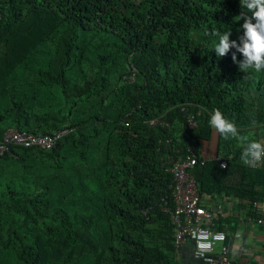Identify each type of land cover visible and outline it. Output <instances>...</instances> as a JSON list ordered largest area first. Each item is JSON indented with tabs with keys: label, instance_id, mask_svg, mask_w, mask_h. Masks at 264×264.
<instances>
[{
	"label": "trees",
	"instance_id": "1",
	"mask_svg": "<svg viewBox=\"0 0 264 264\" xmlns=\"http://www.w3.org/2000/svg\"><path fill=\"white\" fill-rule=\"evenodd\" d=\"M242 13L240 0H0V142L65 131L49 150L0 155V264H182L163 162L191 154L213 229L256 224L264 168L241 153L264 140V69L214 49L217 31L242 46ZM216 109L247 141L210 126ZM215 131V156H202Z\"/></svg>",
	"mask_w": 264,
	"mask_h": 264
},
{
	"label": "built area",
	"instance_id": "2",
	"mask_svg": "<svg viewBox=\"0 0 264 264\" xmlns=\"http://www.w3.org/2000/svg\"><path fill=\"white\" fill-rule=\"evenodd\" d=\"M160 124L169 126L166 120L155 119L150 125ZM197 126L196 120L191 114L185 117V127L193 129ZM65 133L58 131L52 134L34 135L25 131L10 129L5 132L0 142V155L7 152L10 146H34L41 150L51 149L55 142ZM191 153L192 149H188ZM221 168H225L226 160L218 159ZM264 158L255 166L262 165ZM196 163L193 154L185 158L177 157L166 158L163 164L166 171L172 175L173 185L171 191V200L173 206L169 207L167 202L162 205V211L168 214L169 221L172 225L174 247L191 241L196 258L201 259L205 264H235L231 256V246L233 239L226 237L221 230L213 229V222L218 217L217 209L207 210L204 205L200 204V198L197 186L193 176L188 170ZM257 225L264 224V220L259 217ZM235 236L240 234L236 232ZM219 246L217 253H213L214 247Z\"/></svg>",
	"mask_w": 264,
	"mask_h": 264
},
{
	"label": "clouds",
	"instance_id": "3",
	"mask_svg": "<svg viewBox=\"0 0 264 264\" xmlns=\"http://www.w3.org/2000/svg\"><path fill=\"white\" fill-rule=\"evenodd\" d=\"M240 4L242 8H246L251 13V15L242 13L240 17V19H244L242 24L244 30L242 46L238 45L236 41L229 42L230 31L223 34L217 31L214 35L218 37V43L214 49L219 57L225 55L230 48H236V51L242 53L245 57L240 69L242 71L254 69L259 72L264 69V0H240ZM232 59L235 61V53H233ZM209 124L225 139L231 137L247 141L246 137L239 135L235 124L225 118L219 109L214 110ZM262 158H264V143L246 142L241 153L243 163L246 166H255Z\"/></svg>",
	"mask_w": 264,
	"mask_h": 264
},
{
	"label": "crops",
	"instance_id": "4",
	"mask_svg": "<svg viewBox=\"0 0 264 264\" xmlns=\"http://www.w3.org/2000/svg\"><path fill=\"white\" fill-rule=\"evenodd\" d=\"M202 142L204 141H201V143ZM261 143H264V140H262ZM202 145L203 149H210L208 143L205 142L202 143ZM216 146L217 140L215 145L213 146V152L211 156L208 157L215 156ZM261 166L264 168V161L263 165ZM224 201L225 200L222 201L221 199L217 198L212 203L221 209V207L225 205ZM226 205L231 208L232 201L230 199L227 200ZM260 211V217L264 220V205L262 206ZM238 220L239 225L236 228H238L237 230H239L240 237L234 238V232L231 234L232 231H230L229 234V237L233 239V245L231 246V256L233 262L235 264H264V224H249L244 221L242 223V219ZM189 245L190 247L188 248ZM175 249L177 250V258L182 264H205L201 259L195 257L194 248L191 241H188L180 245L179 248ZM217 251L218 246L214 248V253H217Z\"/></svg>",
	"mask_w": 264,
	"mask_h": 264
},
{
	"label": "rangeland",
	"instance_id": "5",
	"mask_svg": "<svg viewBox=\"0 0 264 264\" xmlns=\"http://www.w3.org/2000/svg\"><path fill=\"white\" fill-rule=\"evenodd\" d=\"M214 135H213V137L211 138V140H209V141H204V142H202V143H208V145H209V147H210V149H203L202 147H203V145H202V143L200 144V146H199V152H200V154L202 155V156H211V154H212V152H213V146L215 145V143H216V137H217V132L215 131L214 133H213ZM262 137H264V134H259L258 135V138H262Z\"/></svg>",
	"mask_w": 264,
	"mask_h": 264
}]
</instances>
